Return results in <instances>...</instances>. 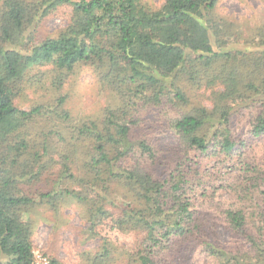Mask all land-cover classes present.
<instances>
[{"label":"trees","instance_id":"trees-1","mask_svg":"<svg viewBox=\"0 0 264 264\" xmlns=\"http://www.w3.org/2000/svg\"><path fill=\"white\" fill-rule=\"evenodd\" d=\"M217 3L0 0V264L33 263L31 209L72 204L100 243L82 264H112L128 234L134 264H264V28L248 39L213 17ZM60 7L68 25L34 40ZM82 67L119 106L86 120L65 95L15 104L34 82L60 91ZM186 86L209 92L210 107ZM149 111L173 146L141 130Z\"/></svg>","mask_w":264,"mask_h":264},{"label":"rangeland","instance_id":"rangeland-1","mask_svg":"<svg viewBox=\"0 0 264 264\" xmlns=\"http://www.w3.org/2000/svg\"><path fill=\"white\" fill-rule=\"evenodd\" d=\"M140 2L146 8L155 10L164 3V0H140ZM71 13L70 7H60L44 17L35 28L34 40L39 42L56 36L68 25ZM213 17L233 24V28L242 31L248 39L257 38L261 28H264V0H218ZM33 74H37V71ZM185 89L193 104L201 103L210 107L207 99L209 92L203 89L197 91L188 86ZM59 95L66 96L65 108L74 119H96L101 116L105 107L114 108L119 104L118 98H113L111 93L106 92L97 84L93 72L87 67H82L79 73L71 77L58 92L50 87L47 80L42 85L34 82L31 89L20 94L15 104L22 109H28L35 103L46 102ZM156 113V111H149L143 115L141 130L147 132L154 146L171 147L174 145V138L170 133H166L165 123H152L157 118ZM155 130L158 132L153 133ZM256 141L263 145L264 136ZM26 216L34 221L33 252L46 256L49 261L54 259L59 264H82L85 263L81 256L82 253L93 254L99 248V240L92 239L85 233L88 222L82 209L76 205L60 207L55 213L47 206L38 205ZM216 232L219 238L221 237L222 240L225 238L226 235L220 230ZM131 236L132 234H128L125 236L127 239H115L117 252L112 264H134L135 259L127 257L137 249L135 241L134 244L133 241L128 242ZM198 260H196L197 263ZM196 261L194 256H189L183 264H197ZM173 264L180 263L176 260Z\"/></svg>","mask_w":264,"mask_h":264},{"label":"built area","instance_id":"built-area-1","mask_svg":"<svg viewBox=\"0 0 264 264\" xmlns=\"http://www.w3.org/2000/svg\"><path fill=\"white\" fill-rule=\"evenodd\" d=\"M32 264H50V261L46 256L34 253V261Z\"/></svg>","mask_w":264,"mask_h":264}]
</instances>
